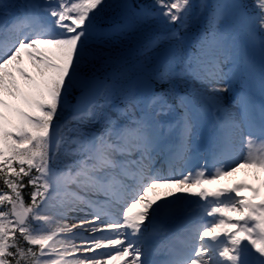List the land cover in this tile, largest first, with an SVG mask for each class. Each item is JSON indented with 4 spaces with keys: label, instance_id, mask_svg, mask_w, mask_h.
<instances>
[{
    "label": "rangeland",
    "instance_id": "1",
    "mask_svg": "<svg viewBox=\"0 0 264 264\" xmlns=\"http://www.w3.org/2000/svg\"><path fill=\"white\" fill-rule=\"evenodd\" d=\"M113 1L117 4L119 3V5H124V10H126L127 5H129V0ZM255 1L256 4L261 6V15L258 17L256 14L255 19L251 22L250 27L247 29V34L245 32V35H243L242 38L240 37L239 41H241V44L239 43V46L241 49H238L240 55L246 56V58L250 60L252 58V60L255 62L254 64L260 66L259 70H257L252 76L249 74L248 68L245 66V64L240 62L237 63V66H239L240 69L238 68L234 72L233 78L229 79L225 76L222 70L224 67V60L220 66H217L215 63V56L226 59L227 54L229 51H231V47L234 43H236V39L231 37L232 43H230L229 47L226 46L227 43H225V39L227 38V31L226 29H222V25H219V27L216 29V33L213 34L210 32V35L206 37L209 42L204 48L199 50V56L195 63L189 62L182 66L177 64V62H174L169 64L164 69L163 75H158L159 79L161 80H176L183 83L186 89L189 90V94L194 97V99L198 100L199 112L201 113V116L206 119V130L204 132L205 138L203 139V144L208 146L210 149H215L217 147L219 141L218 132L222 129V127L227 131L231 128V126H237V120H241L242 118L243 113L239 109L238 105L235 104L236 93H234L231 84L233 80L237 81L238 87H241V85L244 84V87L250 88V83L251 86L254 87V91L257 93L253 94L254 97L262 98L264 96L262 93L264 89H259V87L262 88L264 84V71L262 72V69H264V51L262 54L258 52L259 50H264V0ZM25 3L29 6H31V4L38 6L44 5V10L46 11L49 10V6H53L54 12L65 21L67 28H74V26H76V28H78L83 35L79 34V36L74 38L73 34H66L65 32L63 38L59 36L56 38L58 41H55V39H49L48 42L55 45L56 47L62 45L61 42L63 41L60 51H55L54 48L51 49L49 53L41 50L40 48L37 49L38 52L32 50L34 53L33 55H36V58L40 59L44 67H46V70L43 72L44 74L48 73L50 71L49 68H51L54 70V72L51 71V73L60 74V76L64 79H66V77L69 79L68 87L67 82L64 81V87L61 94H57L52 91V95L46 99L48 109H44V115L38 118L41 122H36L34 120V118L37 119L36 116L29 115L32 106H37L38 103L31 99L28 94L29 87L34 85L39 87L42 91L45 90L40 83V76L32 74L30 67L26 65V60L20 49H15L13 53H9V56H12L13 59H9L7 57V59L3 61V64H1L0 68L5 70L8 79L11 80L13 84H15V87L12 88L9 82L5 80L4 76H2L4 79L0 80V124L7 125L11 129H19V127H22L24 123H28V125L26 124L27 126H29V124H34L35 122L38 123L44 130L40 140L46 152L52 154L54 148L51 149L49 147V143L45 138L49 127L52 124L57 125L58 121L52 116L54 109L51 106V102L54 99H60L66 109V116L69 119L74 120L84 112L81 111L74 113L72 110L71 101V95L73 94L74 90L82 89L81 82L85 77L82 75L80 70L78 74H73L76 69H79V65L91 67V69L88 71L90 74L95 73L94 75L100 76L107 81L102 96L97 99L94 105H114L112 99L115 100L119 98L121 102L128 104V106L132 105L130 110L134 114L133 117H142V111L144 110L142 103L139 108L136 106L133 98L136 97L137 94L129 84L130 79L134 75L130 68L131 62L137 59H147L145 53L143 52V49L145 48L140 45V40L132 39V36L136 33V29L142 27V20L138 16L137 11H132L131 15L133 22L130 25L125 26V24H121L120 22L116 21L117 18L114 19L113 17H110L106 19L109 24H107L105 27H92L94 29L93 31L85 32L87 28L83 26L89 23V20L92 19L91 15L92 8H94V0H0V8L1 10L7 9L17 14L21 6H23ZM231 8L232 7H230V4L224 5L225 10H229ZM236 11H238L236 20L242 19L244 17L242 12H240L238 9H236ZM220 18L221 17H219V19ZM255 27L260 28L258 29L260 31L259 36L254 35L253 29ZM28 51H30V49ZM252 55L254 56L252 57ZM57 69L59 71H57ZM111 69L114 70L113 73H110ZM20 71L22 73H20ZM22 82L23 84L26 83L27 86H23L21 84ZM246 82H248V84H245ZM63 92H65V95ZM159 102L160 100L156 103ZM40 105H43V103L40 102ZM159 105L160 104H158L157 107H159ZM154 106L155 104L151 102L150 109L148 110H154ZM168 111L169 114L176 117L177 111L175 109L171 107ZM226 111L230 116L228 119L225 116H222V114H226L223 113ZM7 112L10 114L8 115ZM124 117H126V115H124ZM186 117L193 118L194 116L193 113L189 112L186 113ZM220 118H225L224 121H227V123L224 124ZM79 126L80 124H76V126L73 125V127H68L69 131L72 132L74 137L76 136L78 138L75 147L77 158L71 157L66 160H57L52 156H47L46 158L36 161L32 159H21L16 157L17 155L12 151H7L6 146H4L6 144L0 136V159L8 161L11 160L18 163L19 165H25L29 168L40 170L42 178L41 180L44 188L41 191V196L38 199L35 208L32 210L31 217H29L33 227L32 230L27 234L26 241L29 244H37L41 247V251L38 253L36 258V264H85L90 263L89 261H93L92 264H101L102 261H105L103 264H117V261H126L127 264H132L133 262L134 264H138V258H136L137 261L136 259L134 260L132 256L128 255L126 247H124L119 242H115L116 240L114 238H116L117 235L111 237V235H108L109 232H106L107 230L115 228L110 227V224L116 223L115 220L109 221L107 223L109 228H103L102 225H97V229L95 227L93 232H91L92 234L90 231L85 232L80 228L74 230V233L80 231L81 233L84 232L87 235L89 234L90 237H93L94 235V243L96 244L93 245V247L89 250V253L99 252L101 253L100 258L93 255L94 258L92 259L88 258L87 260H84V258H82L83 260L80 259L78 261L77 259L72 260L71 258V263L65 260L61 263L59 258H61L62 255H59V253L51 250L57 246L55 244L57 242L51 240V237L57 235L59 232L61 233L64 228L56 227L55 223L54 225H52V223L51 225L46 224L40 219L39 213L41 210L45 209L43 208L44 202L49 197H55L57 194H64L71 196L75 200L73 202L71 201L70 205H66L63 208L64 210L69 211L70 209L72 210V207L74 206L83 205L81 202L77 201L76 197H74L75 195L72 194V192L75 191L81 194L80 192L82 191L80 187H78L76 182L73 183L70 179H64L63 175L72 176V172L77 170L75 167V162L77 159L80 160L82 157H84L83 160L86 162L84 165L82 164V167L84 169L91 170L93 169L91 166L96 161V158L99 156V154H103L104 152L106 154L109 153V145L102 144L104 148H95L101 139L98 127L85 129L83 126H80L83 128H79ZM238 126L240 127L241 125L238 124ZM102 129L103 128L101 127L100 130ZM238 136L239 139H237L236 144L239 145V149L240 145L241 149H246V153H242L245 160L240 161L238 166L241 165V162L245 163L248 165V167H251L253 176L256 179L260 178L261 181H259L257 184L250 183L244 187L242 184L237 182L238 180H234V183L229 186L222 184L218 181L220 173L218 172L219 165L217 164L211 169L210 175L205 173H202L204 176L197 174L195 175L196 177H194V179L189 181V183L195 187V191L190 193V197L184 198L183 202L187 203V205H190L193 200L192 198H195L198 201L202 199L203 201L201 188L204 187V180L208 183V187H204L203 193L207 195L206 204L210 205L209 207H215L219 210L221 209L220 205L222 204V206L226 207L225 201L223 200V203L215 204L213 207V205H211L212 200L219 202L218 199L221 198H234L232 202L229 203L232 204L230 209L234 210L233 213L226 208H222L220 211L215 212L220 219V222L223 224H220L219 227L222 228V231H225V234L229 229H233L235 232H237V234L232 237V239L234 238L233 241L231 240L234 243L233 248L231 249L232 252L237 246L236 239L242 241L244 244L247 243L250 245L248 249H242L245 247H240L242 250H245L244 252L246 257L244 259H238L239 264H264V260L259 259L256 255V250L258 247H264V158L260 156V153L258 152V144L256 146L255 152L252 153V150H250L252 148L246 143L249 139L245 141L243 136L240 135V130ZM23 141L28 142L29 140L23 138ZM93 141H96L97 144ZM90 145L95 146L93 150L90 149ZM111 157L113 156L111 155ZM113 161L114 159L110 160L112 164ZM233 166L235 167V165H232V167ZM201 177H204V180L201 179ZM153 184H161L162 186L160 189H152L150 184L146 186L147 188L143 190L139 199L129 203V205H125V208L129 209V214H131L133 210H137V208L140 207V203L142 202H144L146 210L148 207L152 208V203H150L152 198L150 195H155L151 194L153 191L156 193V202L164 201L166 199V201L172 204V202H178V198L176 197H181V192L179 191L181 189L180 185L175 186L173 184H165L160 179H155L151 185ZM87 203L89 207L93 208L94 210L97 209V207H103L101 203L94 201L92 202L91 199H87ZM146 210L143 211V214L141 215L142 219H137V221L142 223V232L150 231V225H152V222H155L157 219L154 216L155 210L150 211L149 214ZM116 212H112V215L114 216V219L117 218V222H119L126 212L123 215ZM155 213L157 214V212ZM171 214L173 213L171 212ZM75 217L77 218V216ZM86 219L88 220V218H82L79 219V221L86 222ZM58 220L59 219H56L58 224L62 223V221L66 222L64 219ZM91 221L93 222L94 219ZM127 221L130 222V225L134 224L132 223L133 221L130 217L127 218ZM215 224V222H211L212 226ZM113 226H116V224ZM120 228L121 226L117 229ZM103 234L104 236H102ZM78 235L85 236L83 234ZM79 236L74 238L77 240V243L74 244L80 246L83 243ZM128 240L129 239H127V241ZM86 245L87 246L85 248H89L92 244L88 242ZM72 247L73 245H71V248ZM3 248L4 247L0 244V264H2L1 254ZM231 251L229 252L232 254ZM50 252L52 253V257ZM97 258L101 261L98 262Z\"/></svg>",
    "mask_w": 264,
    "mask_h": 264
},
{
    "label": "bare ground",
    "instance_id": "2",
    "mask_svg": "<svg viewBox=\"0 0 264 264\" xmlns=\"http://www.w3.org/2000/svg\"><path fill=\"white\" fill-rule=\"evenodd\" d=\"M49 7L52 9L49 8V10L46 11L44 10L42 5H39V6L37 5L35 9L37 8L36 9L37 12L40 13L42 16L44 15L50 21V26L53 27V29H56V31L58 32V35L59 34L64 35L65 32L66 33L74 32L76 33L75 36H77L79 31L76 28V26H74V28L72 27L67 28L65 21L62 18H60L57 13L54 12L53 6H49ZM2 11L3 10H0V13ZM57 32H56V35H57ZM53 38L55 39V41H58L55 37ZM48 40L49 38L35 36L32 39H29L25 43L24 46L16 45L9 52V53L11 52L13 53L15 49H20L21 53L24 55V58L26 60V65L30 67L32 74L40 76V83L43 86V89L45 90L42 91L39 87L34 85V86L29 87V92H28L29 97L38 103L37 106H32V109L29 112L30 116L33 115L37 117V119L34 118L36 122H41L38 118L44 115V109H48L46 99L52 95V91L57 94H61L62 89L64 87L63 86L64 81L67 82V87L69 86V79L67 77L66 79H64L63 77L60 76V74L51 73V71L54 72V70H52L51 68H49L50 71L48 73L44 74L43 72L46 70V67H44L40 59L36 58L37 57L36 55H33L34 53L32 52V50L38 52L36 49L32 48L33 46L38 47L41 50H44L45 52H48V53L53 48L55 51H60L63 45V41L61 42L62 45H59L58 47H56L55 45L50 44ZM26 46L30 48V51H27L29 49H27ZM9 53L8 54L6 53L8 55L7 57L9 59H13L12 56H9ZM1 64L2 63L0 61V65ZM57 71L59 70L57 69ZM20 73L22 72L20 71ZM2 76H4L5 80L9 82L12 88L15 87V84H13V82H11V80L8 79L4 69L0 70V80L4 79L2 78ZM21 84L23 86H27L26 83L23 84L22 82ZM87 84H88V80L85 79L81 83V86H86ZM64 93L65 92H63V94ZM40 102H42L43 105H40ZM242 104L244 108L247 110V115L249 117L247 119L248 121L251 122V114L249 110H251L250 108L256 103L252 102L250 104L249 100H244ZM51 106L54 109V111L52 112V116L56 120H58L57 121L58 128L56 132V141L53 147L54 148L53 153L50 154L46 152L40 140V137L43 135L44 130L36 122L34 124H29V126H27L28 123H24L22 127H19V129L17 128L18 130L14 128L11 129L7 125L0 124V136L4 140V143L6 144L4 146H6L7 151H12L13 153L17 155L16 157H19L24 160L32 159L36 161V160L46 158L47 156H52L53 158L57 160H66L71 157L77 158L75 147H76L78 138L76 136L74 137V135L72 134V132L69 131V128H68L69 126L70 127H73V125L76 126V124H80V126H83L85 129H92L93 127H98L99 134L102 137L105 135V131L103 129L100 131V128L101 127L105 128L106 131H109L108 134L110 138L116 136L115 134L112 133V131L114 130V128H118L117 126L119 124L120 127H126V130H127L126 134L128 137L126 138L124 143L125 142L128 143L130 141H134L138 139L134 132L135 128L137 127V124L127 123L123 117H120V114L114 111L111 105L96 106L92 104L86 109V111H84L85 112L84 114H81L80 116H78V118L74 120L69 119L66 116V109L63 103L60 101V99L58 98L54 99L51 102ZM7 114L9 115L10 113L7 112ZM227 117H229V115ZM161 118H162V124L165 123V120L167 119V117L162 116ZM151 125L153 124L151 123ZM80 126L79 128H83ZM259 132L262 133V135H264V125H262V128L259 129ZM241 134L244 137H246L248 136L249 132L247 130L244 132L241 131ZM227 136L232 137L233 133H228ZM23 138L28 139L29 141L25 142L23 141ZM262 139L264 140V138ZM232 149L234 148L229 147V150L232 151ZM127 150L129 154H134V153L138 154L141 151L140 149H133V148H131L130 150L129 149ZM125 152L127 151L125 150ZM232 156L233 154H230L229 159H233V161L238 159L237 161L238 163L234 162V164L236 163L235 167L234 166L232 167L231 165L226 170L221 169V172L223 173H221L222 175L219 177V181L222 184L229 186L232 183H234V180H238L237 182L242 184L244 187L248 185L249 183L257 184L259 181H261L260 178L256 179L253 176V171L251 167H248V165H246L245 163L241 162V165L238 166L240 159L237 156V154H234L233 157ZM141 157H143V155H141ZM83 158L84 157H82L80 160L79 159L76 160L75 167L77 170L72 172V176L67 175L66 179H70L74 183L76 182L78 184V187H80L82 193L86 196L87 199H93L96 202H101V201L104 202L103 201L104 194H97V195L95 194V192H98V191H95L96 188L97 190H99L94 180L95 173L93 171L87 172L86 169L82 167V164H85L86 162L85 160H83ZM103 159H104L103 157H100V161H99L100 166L104 163ZM96 160H99V157H97ZM96 166L97 164H94L95 168ZM103 168H104L105 174H109L112 176H116L117 174H119V171L117 170V168L114 167V165H111V163L108 164L105 162V165L103 166ZM189 181H190V178L188 177H184V179L182 180V183H181L182 187L180 189L182 195L189 194V190H191ZM150 186H152V189L153 188L160 189L162 185L153 184ZM151 194H155L154 196L150 195V197L152 198L150 203H153V205L155 206V204L157 203L156 202L157 199H155L156 193L155 191H153ZM118 195L121 196L122 193L118 192ZM206 198L207 197H204L203 200L205 201ZM192 199L194 200L193 207L200 206V205L203 206V204L205 203L202 200L201 202V201L196 200L195 198H192ZM71 201L73 202L75 200L72 197L64 195V194H57V196L55 197H49L44 202L43 208L45 209L41 210V212L39 213V217L46 224L51 225L52 223V225H54L55 223L56 227L64 228V230L61 231L62 234L56 238V241L59 243L56 247L59 250H63V245L65 247L66 245H69L70 247L71 245H76L75 247L70 248V249L66 248V251H70V252L79 251L80 252L79 256L87 259V257H92L93 255H96L95 253L89 254V250L93 247V245L96 244L94 243L95 238L90 237L89 235L86 236L85 234L80 233V232L74 233V230L77 228H80L84 230L85 232L90 231L91 233L93 232L95 227L97 229V225L104 224L106 222V219L102 217H95L98 215L94 216V212L91 211V209L89 208L83 210L81 208L79 209L77 207H72V210L71 209L69 211L64 210L63 208L68 204L70 205ZM229 203L230 202L225 204L226 207L222 206V208L225 207L226 209H229L230 212L233 213L234 210L230 209L232 204H229ZM160 208H165V207L162 206ZM139 209H141L142 211L146 210V206L144 202L140 203ZM156 209L158 210L154 211V216L156 217L158 215L160 218V221L166 220V217H167V220L170 219L171 212L174 214L175 213L178 214L180 212H186V213L191 214V209L187 208L184 205V202L182 201H178L177 206L174 209L173 208L165 209L163 211V216L161 215V211L159 210V208H156ZM153 210L154 208L146 210V211L149 214V212ZM155 212H157V214ZM200 212H202L203 215H208V213H206V211L202 209V207H201ZM75 216H77V218ZM199 216H202V215H199ZM82 218H88L89 222L85 223V222L79 221V219H82ZM56 219H59V220L64 219V221L66 222L62 221V223L58 224ZM93 219L94 221L92 222L91 220ZM139 219H142V216H140ZM95 220H97V222H95ZM131 220H134V219L131 217ZM135 221L136 222L134 224H139L138 223L139 221H137V219ZM136 230L137 232H140L139 228H136ZM68 231L71 232L68 234L70 236L69 239L65 234H63L64 232H68ZM113 232L117 233L118 231H113ZM76 234H83L85 236H79ZM77 236L80 237V240L83 243L80 246L77 244H74V243H77V240L74 239ZM204 238L207 241L206 245H204V247L197 245L196 247V252H197L196 254H198V257H201V258L200 259L198 258L197 261L194 260V264H202V261L212 262V263L214 262L215 264H237V259L240 257L242 250L236 248L233 250V253L231 255L229 253V250L231 248V243L227 242L230 238H228V236H226L222 232L218 231L217 226L211 227L209 232H207L204 235ZM116 240H119V242L124 247L128 248L127 241L122 237V234L119 237H117ZM143 241L145 242L146 239H144ZM88 242H90V244L92 245L89 248H85L87 246L86 243ZM98 260L100 259L97 258V261ZM118 264H127V262L122 261V262H119Z\"/></svg>",
    "mask_w": 264,
    "mask_h": 264
},
{
    "label": "trees",
    "instance_id": "3",
    "mask_svg": "<svg viewBox=\"0 0 264 264\" xmlns=\"http://www.w3.org/2000/svg\"><path fill=\"white\" fill-rule=\"evenodd\" d=\"M101 7L104 13H108L107 7ZM40 188L37 170L0 159V216L10 217L15 201H21L26 207L35 205ZM0 238L6 245L3 254L6 264L34 263L37 247L26 243L24 232L14 227L7 232H0Z\"/></svg>",
    "mask_w": 264,
    "mask_h": 264
},
{
    "label": "water",
    "instance_id": "4",
    "mask_svg": "<svg viewBox=\"0 0 264 264\" xmlns=\"http://www.w3.org/2000/svg\"><path fill=\"white\" fill-rule=\"evenodd\" d=\"M123 18L127 19V16L124 14ZM173 47H167L164 48L160 51V53L158 54V58L155 61L154 65L151 67L153 70H155L162 62L163 60L168 56V54L172 51ZM134 68L136 69H142L144 68L143 65L139 64V63H135L133 64ZM143 82H145V79L138 77L136 79H134V81L132 82L133 84H137L139 89H141L143 92L145 93H149L152 90V83L150 81H148V86H145L144 84H142ZM101 84L102 82H100V84H98L97 88L95 89V91H93L92 94H90V96H88V103H91L95 100V98L97 97L100 89H101ZM87 95V92H82L80 93L77 97H76V102L74 104V109L77 108V106L79 105L80 101L83 99V97ZM52 146V144H51ZM19 223H21V220H18Z\"/></svg>",
    "mask_w": 264,
    "mask_h": 264
}]
</instances>
